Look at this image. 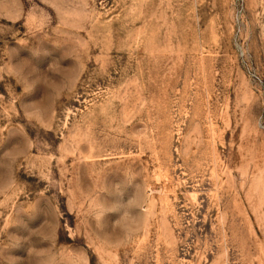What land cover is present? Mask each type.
Listing matches in <instances>:
<instances>
[{"label":"rangeland","instance_id":"374dc122","mask_svg":"<svg viewBox=\"0 0 264 264\" xmlns=\"http://www.w3.org/2000/svg\"><path fill=\"white\" fill-rule=\"evenodd\" d=\"M0 264H264V0H0Z\"/></svg>","mask_w":264,"mask_h":264}]
</instances>
